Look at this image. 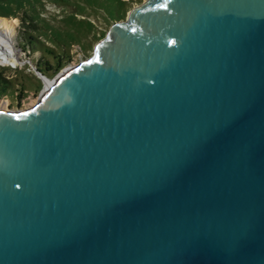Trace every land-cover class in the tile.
Returning a JSON list of instances; mask_svg holds the SVG:
<instances>
[{
  "label": "water",
  "instance_id": "95a60500",
  "mask_svg": "<svg viewBox=\"0 0 264 264\" xmlns=\"http://www.w3.org/2000/svg\"><path fill=\"white\" fill-rule=\"evenodd\" d=\"M0 107V264H264V0H145Z\"/></svg>",
  "mask_w": 264,
  "mask_h": 264
},
{
  "label": "rangeland",
  "instance_id": "374dc122",
  "mask_svg": "<svg viewBox=\"0 0 264 264\" xmlns=\"http://www.w3.org/2000/svg\"><path fill=\"white\" fill-rule=\"evenodd\" d=\"M143 1L0 0V28H5L3 34L8 35L16 60L14 65L0 63L13 87V92L0 93V106L34 103L47 81L62 68L90 56L109 25L125 18L132 6ZM45 46L62 54L59 70L54 71V66L44 69L43 62L50 59L42 52ZM19 88L22 94L16 96Z\"/></svg>",
  "mask_w": 264,
  "mask_h": 264
},
{
  "label": "trees",
  "instance_id": "16d2710c",
  "mask_svg": "<svg viewBox=\"0 0 264 264\" xmlns=\"http://www.w3.org/2000/svg\"><path fill=\"white\" fill-rule=\"evenodd\" d=\"M44 48H45V50H42V52L46 55H50V59H46L43 62V64H45L44 69L47 70V69L51 68V66H54V68H53L54 71L59 70L63 66V62L60 59L62 54L60 53V54L56 55V53H54L51 48H49L47 46H45ZM9 92H13L12 83L7 77H5L3 75L2 71L0 70V93L5 95ZM17 94H19V95L22 94V88H19L18 91H16L15 95L18 96Z\"/></svg>",
  "mask_w": 264,
  "mask_h": 264
},
{
  "label": "bare ground",
  "instance_id": "6f19581e",
  "mask_svg": "<svg viewBox=\"0 0 264 264\" xmlns=\"http://www.w3.org/2000/svg\"><path fill=\"white\" fill-rule=\"evenodd\" d=\"M5 31L6 30L4 27L0 28V63L14 65V63H16V60L13 56V49L8 39V35L6 36V34H3V33H6ZM47 83L48 82H46V84ZM28 105H31V104H28ZM28 105H25L24 107ZM5 106L6 105H2L0 107H5Z\"/></svg>",
  "mask_w": 264,
  "mask_h": 264
}]
</instances>
